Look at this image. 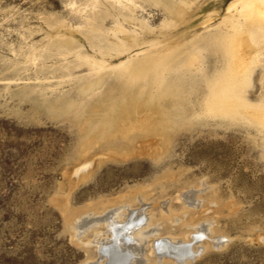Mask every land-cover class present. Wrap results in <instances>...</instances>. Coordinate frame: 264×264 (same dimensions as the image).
<instances>
[{
    "label": "rangeland",
    "instance_id": "374dc122",
    "mask_svg": "<svg viewBox=\"0 0 264 264\" xmlns=\"http://www.w3.org/2000/svg\"><path fill=\"white\" fill-rule=\"evenodd\" d=\"M235 1L0 0V264H98L99 248L89 243L95 230L105 231L121 205L143 201L153 220L141 242L131 240L135 264H178L158 257L157 234L205 246L180 264H264V128L255 111L264 104V54L241 89L249 102L247 110L239 104L243 116L203 107L210 80L227 64L208 32L229 29L222 20ZM135 31L159 42L149 53L163 57L161 85L111 68L94 76L77 56L117 64L130 53L108 43ZM194 53L202 71L186 67ZM133 99L146 102L144 113L134 112ZM190 190L192 203L184 197ZM197 228L206 236L193 242Z\"/></svg>",
    "mask_w": 264,
    "mask_h": 264
},
{
    "label": "bare ground",
    "instance_id": "6f19581e",
    "mask_svg": "<svg viewBox=\"0 0 264 264\" xmlns=\"http://www.w3.org/2000/svg\"><path fill=\"white\" fill-rule=\"evenodd\" d=\"M117 1L120 3L123 2V0H116V2ZM154 1H156V0H154ZM118 2L115 4H118ZM125 2L131 3V4L133 3V6H134V4H136L135 0H125ZM157 2H158V0H157ZM158 3H160V2H158ZM169 5H170V3H169ZM138 6H139V4H138ZM189 6H190V4H189ZM179 9H180V7H179ZM183 9H186V8L183 7ZM183 9L181 12H183ZM194 9H196V8H194ZM187 10H189V9H187ZM114 12H116V11H114ZM177 12H175V13H177ZM228 12H229V14L223 18L222 23H225V25L227 24L229 29L219 33V36H218V34H214V33L211 34L210 32H208V34H210L209 36L216 37L217 40L221 41V46L224 48L223 51H225L226 56H227V64H226V67H225V65L224 66L220 65L221 67H225L224 74H222V76L220 78L218 77L214 80H210L208 77L209 74L207 76L204 74L206 77H208L211 84H210V88L208 87L209 92L207 93V97L206 98L204 97L205 98L204 106L203 105L202 106L204 107V112L209 114V115H220V116L221 115H223V116L240 115V116H243V114H242L243 110L241 109L239 104L242 101L244 103H246L244 105V109L247 110L249 102H248L247 97L242 93L241 89H242L244 83H247L249 80L250 65L259 58L260 54H264V0H236L234 3H232L229 6ZM124 13H126V10ZM173 14L174 13H172V17H174V15H175V14L174 15ZM182 16H184V15H182ZM168 20H169V18H168ZM174 22H176V21H174ZM167 23H170V21L168 22L166 19L163 24H167ZM97 27H99V26L97 25ZM221 27L222 26H220V28ZM146 28H147V26H146ZM173 28H175V27H173ZM143 29H144V27H143ZM118 31L127 32V29L121 23H119L118 24ZM207 31H210V29H207ZM89 35H91V34L89 33ZM126 36L127 35H125V37ZM139 36H142V35H139ZM139 36L135 31V33L131 32V35L128 38L127 37L126 38H118V41H116V42L113 41V42L108 43L109 46H111L112 48L117 50L118 55L130 53V54H128V56H126V58H123L117 64L112 65V64L107 63V61L103 57H101V59H97L98 57L97 58L91 57L90 55H86V54L81 53V52H77V56L85 59V61L90 64L91 70L97 73V74H95L93 72L94 76L102 73L103 68H105V69L111 68V69L119 70L120 71L119 73L123 74L124 78L126 77V79H128L129 81H136L139 79H145L148 76H152L153 81H155V83H158L161 85L162 81H164L163 78L165 77V76L163 77V74H162L163 69H161L163 65L165 66V64L162 61L163 57L161 58V56H160L161 54L160 55L159 54L158 55H150L153 52L149 53L150 48L153 46L158 47L157 44L159 42H157L155 40L148 41L149 39L147 41L146 40L141 41ZM88 39H90V38H88ZM141 44H147V45H149L148 46L149 48L148 47L147 48L142 47L141 49L138 48V50H136V52L134 54H131V52L133 51L132 48L136 45L139 46ZM168 44L169 43H167V45ZM170 45H171V43H170ZM174 45H173V47H174ZM163 46H165V44ZM178 46H179V44H178ZM71 48H73V47H71ZM92 48H94V47H92ZM99 48H100V46H99ZM169 48H171V47H169ZM172 48H171V50H172ZM178 49H179V47H178ZM248 49H251V50L248 51ZM100 50H102V49H100ZM173 51L174 50H172V52ZM106 52H109V50L107 49ZM160 52H161V50H160ZM103 53H104V51H103ZM176 53H177V51H176ZM109 54H113V53H109ZM162 54H163V56H165L163 52H162ZM165 54L167 55L166 52H165ZM170 57H171V55H170ZM201 60H202V58L199 55H197L196 53H194L190 56L188 62L186 63V67H187V65L189 67L196 66V69H200V71H202V69H204L205 62L203 65V64H201ZM224 62H226V61H224ZM167 63H168V61H167ZM202 65H203V68H202ZM173 69H172V71H173ZM99 71H100V73H99ZM105 71H107V70H104L103 72H105ZM222 72H223V70H222ZM222 72H220V73H222ZM184 73H185V71H184ZM91 74H92V72H91ZM215 75L216 74H214V76L213 75L212 76L215 77ZM218 75H221V74H218ZM104 77H105V75H104ZM167 80H168V78H167ZM95 82L96 81L91 82L90 85L94 84ZM206 83H208V82H206ZM146 88H147V85H146ZM140 91H142V90H140ZM152 92H153V90H152ZM165 92H166V90H165ZM83 93H84V91H83ZM161 94H163V93H161ZM161 94H159V95H161ZM152 95H154V92L152 93ZM202 96H203V94H202ZM161 97H163V96L161 95ZM133 100H134L133 102H137V100H135V99H133ZM141 100H140L141 105L139 104V102H137L133 105L135 108V110L133 109L134 112L135 111L137 112L140 110V113L141 112L144 113L143 111H141V109H143V104H145L146 102L142 101L143 102V104H142ZM138 101H139V99H138ZM262 105L258 109H255V111L257 114H259L258 115V117L260 118L259 123L264 128V104H262ZM133 106H132V108H133ZM147 106L149 107V104ZM153 106H156V105H153ZM148 107H147V109H148ZM152 108L154 110V107H152ZM125 109L127 110L129 108H124V110ZM131 110L132 109H130L128 111H131ZM155 111H156V109H155ZM146 121L148 122L149 120L146 119ZM141 128L143 129V131L148 132V129L151 128V125H149L147 123H143ZM152 131H154V130L152 129ZM152 131L150 130L149 132H152ZM85 169H86L85 165L80 166V168L77 169V173L80 174V172L84 171ZM194 196H195V191H193V190H190V191L184 193V197L187 201H189V203L193 202ZM143 200H144V198H143ZM140 201H141V199H140ZM144 202L145 201H143L142 205L140 207H137V208H132V205L129 203H127L123 206L121 205V208H123L122 209L123 211L121 210L122 212L116 211L117 214H115V215L113 214L114 216H110L107 219H105V220H107V223L105 226L106 229H104L105 231L102 230V232H101L98 229L95 230V238L93 241H90L89 243L94 242V244H96L98 246L99 252H100V257H99L100 263H102V264H128V263L135 264V262H137V260H138L137 258L139 257L140 253H138L137 248H135V246L137 247V245H134L131 242V240L135 241V242L136 241L141 242L142 239H144L143 238L144 237L143 236V232H144L143 228L150 225L152 223V220H153V213H152V211L150 212L147 209L146 203H144ZM117 208L120 209L119 207H117ZM117 208H114V209L116 210ZM107 215H109V214H107ZM77 220H78V218H77ZM99 221H101V220H99ZM75 224H78V223H75ZM102 225H105V224L102 222ZM194 227H198V226H194ZM201 236H206V233L201 228H197L196 232L193 234V237L195 239L193 242H195ZM79 238H81V237H79ZM220 238H221L220 236H217V237H213L211 239L214 241V243L219 245L220 240H221ZM79 241H81V240H79ZM223 242L224 241H222V243ZM140 245H138V247ZM141 247H142V245H141ZM154 248L156 250L158 257H160L161 259L164 256H168V257L174 258L176 260V262L178 264H180V263L185 262L186 260H188L190 258H194L196 255H198L200 253L199 249L202 248V250H203L205 248V246H203L201 244L200 246H198V250H196V249H194L192 242H186L183 238H177L175 236L162 237V236H159V234H157L156 239L154 241ZM141 249H143V248H141ZM140 250H139V252H140ZM142 258L144 259L145 257H142ZM96 261L98 262V260H96ZM96 261H93V262H96ZM159 261H160V259H159ZM90 262H92V261H90ZM99 262H98V264H99ZM90 264H93V263H90Z\"/></svg>",
    "mask_w": 264,
    "mask_h": 264
}]
</instances>
